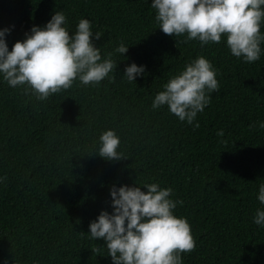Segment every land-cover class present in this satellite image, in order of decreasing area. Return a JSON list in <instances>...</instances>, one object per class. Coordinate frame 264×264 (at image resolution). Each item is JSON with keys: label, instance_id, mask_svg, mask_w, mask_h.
Listing matches in <instances>:
<instances>
[{"label": "trees", "instance_id": "obj_1", "mask_svg": "<svg viewBox=\"0 0 264 264\" xmlns=\"http://www.w3.org/2000/svg\"><path fill=\"white\" fill-rule=\"evenodd\" d=\"M0 264H264V0H0Z\"/></svg>", "mask_w": 264, "mask_h": 264}]
</instances>
